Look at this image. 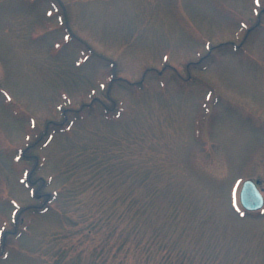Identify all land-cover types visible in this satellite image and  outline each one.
Returning <instances> with one entry per match:
<instances>
[{"label": "rangeland", "instance_id": "obj_1", "mask_svg": "<svg viewBox=\"0 0 264 264\" xmlns=\"http://www.w3.org/2000/svg\"><path fill=\"white\" fill-rule=\"evenodd\" d=\"M264 0H0V264H264Z\"/></svg>", "mask_w": 264, "mask_h": 264}, {"label": "water", "instance_id": "obj_2", "mask_svg": "<svg viewBox=\"0 0 264 264\" xmlns=\"http://www.w3.org/2000/svg\"><path fill=\"white\" fill-rule=\"evenodd\" d=\"M259 181L245 180L240 191V202L244 209L255 211L263 206L264 199L256 184Z\"/></svg>", "mask_w": 264, "mask_h": 264}]
</instances>
